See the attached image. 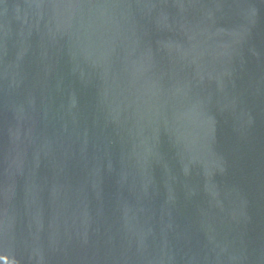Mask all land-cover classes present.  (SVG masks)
I'll use <instances>...</instances> for the list:
<instances>
[{
  "label": "water",
  "instance_id": "water-1",
  "mask_svg": "<svg viewBox=\"0 0 264 264\" xmlns=\"http://www.w3.org/2000/svg\"><path fill=\"white\" fill-rule=\"evenodd\" d=\"M0 264H264V0H0Z\"/></svg>",
  "mask_w": 264,
  "mask_h": 264
}]
</instances>
